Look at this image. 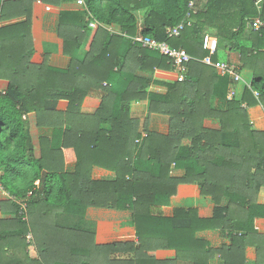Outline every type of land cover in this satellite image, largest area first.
<instances>
[{"label":"trees","instance_id":"1","mask_svg":"<svg viewBox=\"0 0 264 264\" xmlns=\"http://www.w3.org/2000/svg\"><path fill=\"white\" fill-rule=\"evenodd\" d=\"M189 1L84 0L97 22L117 26L121 35L100 26L87 29L82 11L61 17L62 24L90 31L87 42L97 48L79 65L81 38L64 37L63 53L71 60L67 70L43 65L35 72L29 67L32 48L19 43L1 48L0 79H7L8 85L0 92V184L12 199L15 217L8 225L0 223V264H32L33 241L27 243L26 236L30 233L34 239L35 219H46L52 212L80 217L90 207L132 212L136 244L103 246L109 256L120 249L124 255L132 252L126 259L129 264H150L151 252H147L156 249L174 250L192 264H208L207 256L215 251L196 239L198 231L227 230L228 223L235 221L233 207L249 213L251 221L263 216L264 207L255 205V198L264 187V132L251 130L246 108L260 106L264 111V0L260 13L253 0H196L193 26L168 39L166 29L185 18ZM142 10L143 27L137 33L135 13ZM256 19L262 23L258 31L250 25ZM205 33L218 40L214 61L220 50L239 54L238 71L250 73V88H244L240 99L226 101L225 110L219 112V130L202 128L207 116L197 106L173 119L178 121L168 136L146 133L142 137L139 121L130 117L129 104L146 99L149 82L135 77L134 71L151 75L155 69L170 68L166 58L131 38L139 35L166 42L194 59L187 66L185 81L169 86L170 98L184 92L192 70L203 65L198 60L206 56L201 48ZM89 89L103 93L91 115L81 112ZM200 91L207 90L203 86ZM30 113L39 126L53 129L50 139L40 140L39 159L34 156L26 119ZM184 137L191 139L186 149L177 146ZM69 162L76 164L73 173L66 171ZM172 165L186 170L184 179L170 177ZM92 167L114 173V178L93 180ZM197 180L204 181L201 195L213 203V216L199 219L195 209H175L172 218H165L162 209L170 205L177 186ZM223 198L229 199L227 206H222ZM15 201L26 202L28 222L18 216ZM228 230L241 233L232 237L230 249L249 245L251 227L239 223ZM262 247L257 246L258 255ZM115 255L111 264L118 261ZM228 260L227 264H242L233 257Z\"/></svg>","mask_w":264,"mask_h":264},{"label":"crops","instance_id":"2","mask_svg":"<svg viewBox=\"0 0 264 264\" xmlns=\"http://www.w3.org/2000/svg\"><path fill=\"white\" fill-rule=\"evenodd\" d=\"M76 12L82 13L79 7L76 6L75 0H3L0 10V50L3 46L19 43L24 48H32L29 67L34 69L35 72L43 65L53 69L67 70L71 65V60L63 53V38L79 37L82 40V46L76 59L80 65L85 61L88 53L90 51L94 52L97 48H91L94 47L92 42H87L90 31L84 32L78 28L70 27L68 24H62L61 17ZM144 14L145 10L135 13L137 33L142 30ZM25 22L28 23L29 28L25 25ZM70 24L72 23L70 22ZM100 27L103 29H106L105 27L110 28L113 32L110 34L121 35L119 28L115 25ZM23 33L25 34L24 43H20ZM205 34L212 36L209 33ZM137 36L139 35L135 37ZM1 52L3 51L1 50ZM216 60L233 64L239 70V54L237 53H227L220 50ZM117 61L118 64L122 62L119 55ZM208 67L210 66L203 64L197 67L196 70L192 68L187 88L184 92H179L180 94L170 95V98H168V88L177 84L170 70L155 69L151 75L138 70L134 71L135 77L149 82L146 99L129 104L130 117L139 121V132H143L142 137L146 133L168 136L174 121H178L173 119L188 115L192 107L196 108L197 106L207 116L203 121L202 128L220 129L219 112L225 110V103L228 102L227 96L230 91H234V99H240L246 87L245 84H250L251 75L247 71L241 73L238 71L245 81L244 87H241L240 84L234 83L229 77L221 76L214 68L210 67L211 70ZM20 79L18 78V80ZM7 85V79H0V86L3 87L0 92L3 93ZM203 86L207 90L205 93L200 91ZM102 96L103 93L100 90L89 89L81 105L82 113L94 114L101 104ZM169 99L172 105H169ZM246 110L251 130L264 132L263 109L257 106L246 108ZM169 112L174 113L170 115ZM26 119L34 156L39 159L40 140L50 139L53 129L39 126L34 113L28 114ZM190 145V137H184L177 144L183 149L189 148ZM75 165L74 162L67 163L66 171L73 173ZM185 173L184 168L178 169L174 165L171 166L170 177L184 179ZM90 176L93 180H112L114 173L92 167ZM203 185V180L179 184L170 205L162 209L164 217L172 218L175 209H195L199 219H210L213 216L214 205L209 197L201 195ZM228 203L229 199L227 198L221 200L222 206H227ZM255 205L264 207V187H261L257 193ZM233 209L236 212L235 221L233 220V224L228 223V229H234V226L239 223L251 227L253 235L249 239V245L238 249H230L232 237L235 235L240 236V231H230L228 229L225 231L220 229L198 231L195 235L196 239L206 242L207 249L215 251L211 257L210 255L207 256V263L227 264L228 259L233 257L238 262L239 260L242 261V264H264V250L261 249L259 255L257 253V246L259 244L261 247L264 246V212H260L263 213L260 219L251 221L249 213L245 210L236 207H233ZM14 212L15 208L12 206L11 197L6 192L0 193V223L7 225L12 223L15 217ZM34 222H38V228L34 230V239L32 236L31 240V242L33 241V252L30 263L32 262V264L34 262L40 264H111L113 262L112 257L115 254L118 261L113 264H129L126 259L132 252L124 255L120 249L109 256L108 251L103 246L124 242L136 244L132 212L130 211L90 207L85 210L81 217L52 212L48 218L37 217ZM93 234H95V237ZM95 245L97 249L99 248L98 250L100 248L103 250H95ZM77 250L79 253L76 252ZM150 252L151 255L147 256V261L150 264H153V261L162 264H192L184 258H179L174 250L156 249L153 251L148 250L147 253Z\"/></svg>","mask_w":264,"mask_h":264},{"label":"built area","instance_id":"3","mask_svg":"<svg viewBox=\"0 0 264 264\" xmlns=\"http://www.w3.org/2000/svg\"><path fill=\"white\" fill-rule=\"evenodd\" d=\"M254 5L257 8L258 12H261V5L263 0H253ZM75 4L79 9L86 14L87 19V29H94L97 26H103L99 22L95 20V18L92 16V14L87 9L84 0H76ZM196 0H190L188 2L187 6V13L185 15V18L177 24L175 27H169L166 29V35L168 39L177 38L180 36V34L186 29L191 28L193 26V20L192 16L196 14ZM251 27L258 31L259 28L262 26V23L259 19L254 20L252 22ZM109 33H113L110 28L105 27ZM131 41L137 42L141 45L142 48L150 50L152 52L158 53L160 56L166 58L167 64L170 67V73H172L175 82L182 83L186 79V72H187V66L188 64L193 61L194 59L189 56L185 50L183 49H175L170 47V45L166 42H159L157 40H154L149 37H141L137 36L134 38H131ZM201 48L206 53V56L199 60L200 63L210 66L214 68L221 76L229 77L234 81V83H242L245 84V81L243 80L242 76L238 73V68L233 64H227L220 61H214L213 58L217 53L218 50V40L210 36L208 34H204L202 36L201 40ZM245 86L247 88H250V84L246 83ZM253 95L255 98H258V94L256 92H253ZM235 97V92L230 91L229 95L227 96V100L231 101ZM243 108H246L245 105H243ZM138 143V141H136ZM35 186H38V183H35ZM0 193H4L3 187L0 184ZM29 193L28 195H30ZM15 203L18 206V216L21 218L22 221L28 222V213H27V204L25 201H15ZM32 236L30 233L26 236L27 243L31 242Z\"/></svg>","mask_w":264,"mask_h":264},{"label":"rangeland","instance_id":"4","mask_svg":"<svg viewBox=\"0 0 264 264\" xmlns=\"http://www.w3.org/2000/svg\"><path fill=\"white\" fill-rule=\"evenodd\" d=\"M240 85H241V87H244V85H243V83H240ZM3 87H1L0 86V89H2ZM97 91V90H96ZM96 94H98V93H96ZM102 95V94H101ZM82 112V111H81ZM13 176H14V174H13Z\"/></svg>","mask_w":264,"mask_h":264}]
</instances>
